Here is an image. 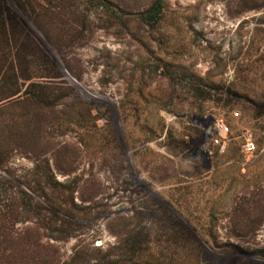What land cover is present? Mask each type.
Returning <instances> with one entry per match:
<instances>
[{
	"label": "rangeland",
	"instance_id": "rangeland-1",
	"mask_svg": "<svg viewBox=\"0 0 264 264\" xmlns=\"http://www.w3.org/2000/svg\"><path fill=\"white\" fill-rule=\"evenodd\" d=\"M152 1L0 0V75L11 54L33 65L21 98L62 85L54 107L0 101L24 134L0 186L43 206L4 218L0 263L264 264V0H161L149 27ZM23 26L56 71H35Z\"/></svg>",
	"mask_w": 264,
	"mask_h": 264
},
{
	"label": "trees",
	"instance_id": "trees-1",
	"mask_svg": "<svg viewBox=\"0 0 264 264\" xmlns=\"http://www.w3.org/2000/svg\"><path fill=\"white\" fill-rule=\"evenodd\" d=\"M3 9L7 10V7H0V11ZM163 4L161 0H153L150 2V5L144 10L143 13L140 14L141 19L145 22V24L149 27H153L159 17L162 14ZM24 27V26H23ZM25 28V43L26 46L28 45L30 47L29 49V55L32 56L33 54H30L31 51H34L33 53H41L42 58L45 60V62H40L39 64H35V71L38 69H42L43 73H50L53 71H56L57 64L55 60L50 57L44 49L37 43V40L35 37H32V34L29 32V30ZM10 40V39H9ZM27 46V47H28ZM36 48V49H34ZM10 58L7 60V56H5L4 61L2 63L7 64L6 69L3 71V74L0 75V101L8 99L10 97H13L11 99H8L7 101L3 102V105L1 107L8 108L12 105H20L23 104L26 101H32L34 104L44 103V101L48 100L47 102L48 106L54 107V103L57 99V96L53 93H55L53 90H58L62 87V85H51V84H41L38 85V88L43 90V93L41 95H35L31 94L30 97L25 96L21 98L22 93L20 94V85L19 80L21 79H29L33 77L34 73L32 72L33 65H28V62L25 63L23 66L22 57L14 56L11 58V54L9 55ZM40 57V56H39ZM38 57V58H39ZM38 61V60H37ZM1 66V65H0ZM28 66L30 67V72H28ZM1 70V69H0ZM49 88V91L47 90ZM6 91V92H5ZM42 92V91H41ZM47 92V93H44ZM26 93H24L25 95ZM23 96V95H22ZM4 129H0V164L2 163V160L6 157L7 154H11L15 150H23L24 149V139H23V132L19 125V123H14L12 125L4 126ZM8 128L6 131L5 129ZM11 128V129H10ZM5 135V136H4ZM49 177V176H48ZM50 179H53L52 177ZM48 183V182H47ZM3 184L0 186V236L6 237L10 235V232L8 231L7 227L5 226L3 220L4 218L8 219V221H11L13 219L14 221L17 219H26L27 217H35L36 214L39 215V212L43 210V206L40 202L35 200L34 196H31L28 192L24 190H19L18 192H10L7 193V189L2 187ZM35 196L40 198L42 197L41 194V188L40 185L38 186V189L36 188ZM40 191V192H38ZM41 195H40V194ZM46 199V198H44ZM59 199L58 195H55V197L47 198L45 202L47 204L52 205V201H57ZM9 201V204H4V207H9L7 214L5 212H2L1 204L2 202ZM36 213V214H35ZM12 233V232H11ZM1 250H4L3 248ZM3 264V263H0ZM5 264H10V262Z\"/></svg>",
	"mask_w": 264,
	"mask_h": 264
},
{
	"label": "built area",
	"instance_id": "built-area-1",
	"mask_svg": "<svg viewBox=\"0 0 264 264\" xmlns=\"http://www.w3.org/2000/svg\"><path fill=\"white\" fill-rule=\"evenodd\" d=\"M207 119L211 123L209 129L210 130L209 139L214 145L221 146V150H222L228 138L230 127L228 123H226L224 119L221 117L218 118L210 115ZM254 150H255V144L252 141V139L250 137L245 138V141L242 144V152H244V154L247 155V154H252Z\"/></svg>",
	"mask_w": 264,
	"mask_h": 264
},
{
	"label": "water",
	"instance_id": "water-1",
	"mask_svg": "<svg viewBox=\"0 0 264 264\" xmlns=\"http://www.w3.org/2000/svg\"><path fill=\"white\" fill-rule=\"evenodd\" d=\"M99 243V242H98Z\"/></svg>",
	"mask_w": 264,
	"mask_h": 264
}]
</instances>
